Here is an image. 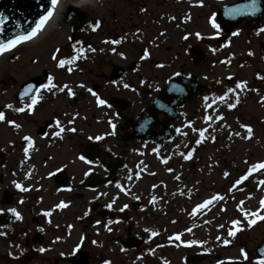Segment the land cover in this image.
Wrapping results in <instances>:
<instances>
[{
    "label": "rangeland",
    "instance_id": "obj_1",
    "mask_svg": "<svg viewBox=\"0 0 264 264\" xmlns=\"http://www.w3.org/2000/svg\"><path fill=\"white\" fill-rule=\"evenodd\" d=\"M80 1L66 0L55 26L35 40V43L14 52L20 57L12 60L13 55H8L1 59L0 104L13 103L9 93L16 87L19 89V83L24 82L27 77L52 70L78 71L77 77L72 76L71 79L78 78L77 82L86 84V91L82 94L89 103L94 102L99 108L97 115L91 114L94 118L98 117L96 119H104V114L108 115V119H113L115 115L109 111L111 107L107 104L100 106L97 103V96L90 97L88 89L93 90V83L104 87L102 95L107 93L113 97L123 96L134 105L139 95H145L144 90L151 82L158 86L163 76L179 71L197 73L210 88L206 93L205 107L202 108L203 119L197 121L188 135H181L175 143L162 151L151 150L143 158L134 159L132 156L133 161H142V166L139 169L131 168L123 174L124 178L129 174L135 185L128 186L125 192L118 190V194L123 198L132 187L135 194L146 192V217L138 215L137 225L138 216L131 214L132 219L128 221L131 223V232L128 233V224L121 225L123 230L118 233L115 231L103 250L96 251L91 247L88 241L94 237L87 235L88 243L84 246L87 250L84 251L89 254V264H183L187 255L198 253L202 254L198 264H223L231 260L257 264L253 249L263 240L264 221L258 220L255 225H249L242 215L241 205L244 211H260L259 201L264 200V185L260 183L264 181V170L249 176L242 184L238 182L247 175L246 171L250 166L264 162V79L252 76L248 69L243 71L238 62L234 61L230 64V74L236 72L237 68L240 73L233 77L232 83H228L225 77L228 75L227 69L214 66L215 62L221 63L222 50L216 44L217 34L209 23L213 15L209 7L216 10L222 0H208L205 9H198L200 17L204 13L203 20H199L191 28L190 33L204 34V43L216 49H211L210 58L197 69L185 63L187 59L184 49L190 45L184 43V48L180 46L184 36L182 31L173 32L166 40L158 36L166 27L175 26L169 21V14L177 15L172 7L176 3L171 0H91L88 5L80 8L87 13L88 21L80 24L78 33H74L72 24L76 21L65 23L64 16L69 6H76ZM202 3L205 4L206 1L203 0ZM153 11L154 15L150 14ZM96 25L99 27L93 31ZM74 34L77 38L72 42L70 38ZM112 41L119 43H110ZM81 48L85 53L81 58L65 68L59 67V60L71 59ZM146 51L154 54L148 53L138 60L142 67L123 80V87L110 84L107 78L114 65L124 66L130 62L129 57L134 52L138 59ZM53 78L52 81L55 82L56 76ZM131 79L135 81L134 88L130 87ZM168 81L169 78L162 87H166ZM238 83H243L246 87L237 89ZM67 84L60 83L59 87ZM125 84L129 87L125 88ZM12 85L16 87L13 88ZM229 89L234 91L230 92ZM101 94L99 98L102 97ZM51 95L54 102H63L67 108L71 107L76 97L74 94L67 99L65 95H59L60 98L57 99L59 96L54 93ZM221 96L227 99L221 101ZM76 103L81 105L78 101ZM230 104H236V107L231 108ZM127 113L131 114L132 109ZM247 127L253 129L251 138L247 135ZM1 131L3 136L2 128ZM201 131L205 132L203 138L199 135ZM189 154L191 159L186 158ZM135 172L138 173L137 179L134 178ZM216 195L223 196L224 199L199 214H193L199 204ZM210 214L214 215V223L209 220ZM191 219H194V222L191 221L193 225L206 223L203 225L205 232L199 239L192 240L187 224ZM235 220L241 221L239 227L242 231L233 237L228 233L233 230ZM142 222L145 223L144 227H141ZM90 229L91 226H88L82 230L86 233L83 232L81 236L86 238ZM152 233L156 235L153 236ZM78 235L77 232V236L71 235L68 240L62 241L58 249H48L49 251L40 255L35 253L33 257H27L28 260L23 264H71L65 256L78 246L82 247ZM176 236L181 239L176 240ZM131 237L140 238L141 245L132 249L121 245L122 241L126 242ZM225 240L229 242L227 245L224 244ZM242 250L248 254L247 261L241 255ZM4 253L0 247V264H17L15 261H8ZM60 253L65 256L59 257ZM75 259H78V255Z\"/></svg>",
    "mask_w": 264,
    "mask_h": 264
},
{
    "label": "flooded vegetation",
    "instance_id": "obj_2",
    "mask_svg": "<svg viewBox=\"0 0 264 264\" xmlns=\"http://www.w3.org/2000/svg\"><path fill=\"white\" fill-rule=\"evenodd\" d=\"M205 1L204 4L203 0H171L176 3L172 7L177 15L169 14L173 16H170L169 21L175 26L166 27L158 35L166 40L173 32L182 31L184 36L180 41V46L184 48V43L190 45L184 49V56L186 55L187 59L185 63L192 65L194 69L200 68L210 58L212 49L204 43L206 41L204 34H200L203 37L200 38L190 33L191 28L195 27L199 20H203L204 13L200 17L198 9L206 8L208 0ZM252 2L253 0H222L216 10H212V6L209 7L212 16L216 18L220 10L224 8L230 10V7L238 5H240L241 13L245 14L235 29L232 26L241 13L233 20L230 19V14L226 15L230 30L224 32L221 26L220 34L216 36V44L222 50V64L215 62L214 66L218 68L223 66L227 69L228 75L225 77L228 83H232L233 77L240 73L237 68L236 72L230 74L232 68L230 64L234 61L238 62L239 68L243 71L245 69L251 71L252 76L264 77V33L260 32V29L264 28V0H257L255 14H253ZM150 14L154 15V11ZM217 23L221 25L220 22L217 21ZM186 36L187 40L184 39ZM75 37H73L74 42ZM148 53L154 54L146 51L136 59L134 52L133 56L129 57L131 59L128 64L114 65L107 78L110 84L123 87V80L135 74L142 67L138 60ZM51 63H53V58ZM76 72L78 71L52 70L44 71L42 75L27 77L24 82L19 83V89L14 85L11 86L16 87L9 93L14 102L0 104V112L6 116V120L0 122V233L3 234L0 235V247L5 251L4 254L8 261H15L14 263L17 264L26 263L27 257H33L35 253L42 254L38 251L40 248H45L46 251L58 249L62 241L68 240L71 235L72 237L77 236L78 232L79 243L82 241V247L78 246L80 250L70 251L66 256L60 253L59 257L65 256L71 264H82L83 259H87V264H89V254L84 251L86 243L89 242V245L96 251L103 250L115 231L118 233L121 229L123 230V227L120 228L121 225L128 224V233L131 232V223L128 222L132 219L131 214L146 217V192L140 191L135 194L132 187V190L126 192L121 198L118 194L120 189L116 187L119 184L126 190L128 186L135 185V182L129 179V174L126 178L123 176L131 168L139 169L142 166V161H133L132 158L146 157L145 155L151 150L162 151L163 148L175 143L181 135H188L197 121L203 119L202 108L205 107L206 93L210 91V88L202 82V78L197 73L179 71L163 76L158 86L151 82L144 90L147 97L139 95L136 105L131 104L123 96L113 97L107 93L102 95L104 87L93 83L95 85H91L93 86L92 91L97 97L102 95L101 99L106 101L108 107H111L109 111L115 115L113 119H108L107 114H104V119H96L98 117L94 118L91 114L97 115L99 108L94 102L89 103L87 97L82 94L86 91V84L82 81L77 82L78 78L77 80L71 79L72 76L77 77ZM54 75L56 78L53 83L56 88L51 91L42 90L49 78L54 79ZM172 77L177 80L192 78L196 91L190 92L194 91L193 87L184 86L191 95L183 96L182 99L176 100L177 102L169 99L171 106L169 105L168 111L165 112L158 109L159 107L155 108L154 103L168 86L162 87L165 80L167 78L170 80ZM30 81H35L38 85L37 88L32 87L34 91H42H40V102L29 111L27 108L31 103V96H20V94L23 85ZM134 82L129 81L131 88H134ZM60 83L68 84L59 87ZM68 89L76 95L71 107H64L63 102H54L51 95L53 93L56 96H66L70 99L71 95L67 94ZM89 94L90 97L93 96L92 93ZM59 98L60 96L57 97ZM77 101L81 105H78ZM8 105L12 107L9 108ZM18 108H25L26 111L21 113L16 110ZM130 109L132 113L128 114L127 111ZM11 110L14 111L11 112ZM12 121L19 127H14L10 123ZM57 121L60 127L65 129L61 136L56 135L59 131ZM109 121L117 125L114 134ZM1 128L4 131L3 136ZM71 128H75L76 131L74 133L69 131ZM25 137L31 138L33 142L31 148L28 147ZM89 137L92 139L90 140ZM96 137H104V139L97 141ZM82 155L92 161L91 166L79 159ZM86 172H90L91 175H85ZM52 173L55 175H51ZM137 174L135 172V179H137ZM17 183L31 190L20 192L15 187ZM66 189H71V191H66ZM102 191L105 193L103 194ZM20 201L23 203L21 204ZM61 201L67 203L69 207L63 210L57 208L56 206ZM110 203L113 204L111 209L107 207ZM124 205L128 207L121 212L120 208ZM11 208L17 209L23 219L16 220L9 211ZM45 211L52 212V216L45 217L43 215ZM116 220L121 222L108 224L109 221ZM88 226H91V229L85 238L81 236L83 232L86 233L82 230L87 229ZM109 226L111 231H108ZM144 226L145 223L142 222L141 227ZM41 228L43 231L39 230ZM87 235L94 238L88 241ZM48 241L50 243H47ZM141 242L140 238L131 237L126 242L122 241L121 245L126 248L133 245L136 248L141 245ZM77 255L78 259H75Z\"/></svg>",
    "mask_w": 264,
    "mask_h": 264
},
{
    "label": "snow or ice",
    "instance_id": "obj_3",
    "mask_svg": "<svg viewBox=\"0 0 264 264\" xmlns=\"http://www.w3.org/2000/svg\"><path fill=\"white\" fill-rule=\"evenodd\" d=\"M58 4H59V0H52V6H53V9H55V8L58 6ZM201 6H202V5H201ZM252 7H253V14H255V9H256V7H257V0H253V2H252ZM53 15H54L53 11H48V12H47V15L43 16V17L39 20V22L36 24V27H35V28H34V29H33L28 35L18 36L16 39L11 40V41H10L9 43H7V44H0V55H3L5 52H7V51H9V50H11V49H13V48H15L17 45H19V44H21V43H24V42H27V41H31L34 37L37 36V34H38L39 32H41V31L44 29L45 25L49 22V20L53 17ZM3 20H4V18H3V17H0V23H3ZM209 23H210L211 28L215 30V32H216V34H217V36H218V35L220 34V31H221V25H220L219 23H217V18H216L215 16H212V17L210 18V20H209ZM96 27H99V25L94 26L93 31L96 30ZM260 32L264 33V28L260 29ZM197 36L200 37V38H203V37L200 36L199 33H197ZM210 38H215V37H210ZM184 39L187 40L188 37L186 36V37H184ZM110 43H119V41H112V42H110ZM212 51H216V49H212ZM84 54H85V53H84V49H82V48H81V49H78V50L76 51V56L72 57L71 59H69V60H59V67H61V68H65L66 65H70V64L75 63V62H76L79 58H81ZM250 55H251V53H250ZM55 58H56V57H54V59H55ZM159 67H164V66H163V65H159ZM177 75H179V73H177ZM259 78H260V79H264V77H259ZM81 87H84V85H81ZM124 87H125V88H128L129 85L125 84ZM245 87H246V85L243 84V83H238V84H236V88H237V89H244ZM55 88H56V85L53 83L52 79L49 78L48 83H47L46 85H44V89H42V90H48V91H51L52 89H55ZM65 88H67V86H65ZM42 90L34 91V89H33L32 87H29L28 89L25 90L24 95H25L26 97L31 96V103L28 105L27 110L30 111V110L34 109L35 106L40 102V100H41L40 91H42ZM88 91L91 92L93 96H96V93L93 92L92 89H88ZM229 91L232 92V91H234V90H233V89H229ZM67 94H68V95H74V93H73L70 89H68ZM205 99H207V98H205ZM219 99H220L221 101H223V100H226L227 97H225V96H221ZM97 103H98L100 106H106V101L103 100V99H101V98H99V97H97ZM237 103H238V100H237ZM8 107L11 108L12 106H11V105H8ZM161 107H163V105H161ZM209 107H211V105H209ZM229 107H231V108H235V107H236V104H230ZM16 110L19 111V112H21V113H23V112L26 111L25 108H18V109H16ZM209 119H211V117H209ZM221 119H223V117H221ZM5 120H6V116H5V114H4L3 112H0V122H3V121H5ZM10 123H12V125H13L14 127H19V125H16L14 121H12V122H10ZM109 123L111 124L112 132H113V134H114V133H115V130H116V128H117V125H116L115 123H113L112 121H109ZM57 127L59 128V131L56 133V135H57V136H61V134L65 131V129H64L63 127H60V123H59V121H57ZM69 131H71V132L74 133V132L76 131V129H75V128H71V129H69ZM246 132H247L248 137L251 138V137H252V134H253V129L250 128V127H247V128H246ZM199 135H200V137L203 138L204 135H205V132H204V131H201V132L199 133ZM24 139L28 142V147L31 148V147L33 146V142H32V140H31V138H30V137H25ZM89 139L91 140L92 137H89ZM95 139H96L97 141H100V140H103L104 137H96ZM25 152H26V154H27V149L25 150ZM186 158L191 159V155L189 154ZM79 159H80L83 163H85V164H88V165H90V166L92 165V161L87 160V159L85 158V156H83V155L80 156ZM165 163H166V161H165ZM259 170H264V162H260V163H256V164H254V165L251 167V169H249V171H248V175L242 177V179L238 182V184H242V183H244V181H246V180L249 178V176L253 175L254 173H256V172L259 171ZM51 175H55V173H52ZM85 175H91V173H90V172H86ZM131 178H132V177L129 176V179H131ZM177 179H179V177H177ZM260 183H261V185H264V181H260ZM15 187H16L20 192H28V191L31 190V189H29V188H27V187H25L24 185H21V184H19V183H17V184L15 185ZM116 187H117L118 189H120L122 192H125V191H126V190L123 188L122 185L117 184ZM66 191H71V189H66ZM134 199H135V197H134ZM223 199H224V197H223V196H220V195H216V196H214V197H212V198H209V199L205 200L203 203L199 204V205L194 209L193 214H194V215L199 214V213H201L203 210L208 209V208H209L211 205H213L215 202H217V201H222ZM20 203L22 204L23 201H20ZM113 203H115V201H113ZM153 203H155V198H153ZM56 207L59 208V209H61V210H63V209H66L67 207H69V205H68L67 203L61 201ZM107 207H108L109 209H111V208L113 207V204L110 203V204L107 205ZM127 207H128L127 205H124L123 207L120 208V211H121V212L125 211V209H127ZM259 208H260V211H259V212H256V211L248 212V211H244V210H243V205H241V212H242V215L247 219V223H248L249 225H255V224L257 223L258 220H259V221H264V200L259 201ZM9 211L11 212V214H12L13 216H15L16 220L20 221V220L23 219V217H22L21 214L17 211V209H15V208H11V209H9ZM43 215H44L45 217H51V216H52V212H50V211H45V212L43 213ZM50 222H51V221L49 220V223H50ZM120 222H121V221H119V220H116V221H109L108 224H109V225H111L112 223H117V224H118V223H120ZM97 224H99V222H97ZM240 224H241V221H240V220H235V221L233 222V230H230L228 234H229L230 236H233V237L236 236L238 232L242 231V229L239 227ZM39 230H40V231H43L42 228L39 229ZM111 230H112V229H111V227L109 226V227H108V231H111ZM146 231H147V230H146ZM0 235H3V234L0 233ZM152 235L155 236L156 233H152ZM175 239H176V240H180L181 237H180V236H176ZM93 243H96V241H93ZM228 243H229V242H228L227 240L224 241V244H225V245H227ZM79 250H80L79 247H77V248L75 249L76 252H78ZM38 251L41 252V253H43V252L46 251V249H45V248H40ZM241 255L243 256L244 260H246V261L248 260V258H249V257H248V254H247L246 252H244L243 250H242V252H241ZM262 255H264V254H262ZM257 264H264V259H260V260H258V261H257Z\"/></svg>",
    "mask_w": 264,
    "mask_h": 264
},
{
    "label": "water",
    "instance_id": "obj_4",
    "mask_svg": "<svg viewBox=\"0 0 264 264\" xmlns=\"http://www.w3.org/2000/svg\"><path fill=\"white\" fill-rule=\"evenodd\" d=\"M56 9L57 8L53 9L52 0H0V17L4 18L3 23H0V44H7L11 40L16 39L18 36L28 35L36 27V24L39 22V20L43 16L47 15L48 11H53V13H55ZM240 13V6L230 7V10H223L218 19L223 23V28L225 31L230 30L229 25L227 24L229 22H226L225 16L230 14V19L233 20L237 16H239ZM244 16L245 14L244 12H242L232 28H235V26L237 27V24L241 22L240 20H242ZM65 18L66 22H71L74 19H79L82 22H85L87 20L85 13L72 6L69 7ZM3 55H0V57ZM192 80V78H190L189 80L182 78H180L178 81H176L175 79L170 80L168 89L161 93V97H159L154 104L155 108L159 107L158 109L167 112L169 107L171 106V101H169V99H174V101H176L182 99L183 96H190L191 94H189L184 86L189 85L193 87L194 91L190 92H195V82ZM32 83L34 82L28 83L29 86L35 87ZM26 87L27 85L23 87V90H25ZM23 95L24 94H22V96ZM168 101L169 103H167ZM161 105L164 106L161 107ZM255 253L258 260L264 259V255H262L264 254V238L263 241L257 246V248H255ZM200 257V254L195 256H188L185 260V264H197ZM84 264H86V260H84ZM226 264L244 263L231 261L227 262Z\"/></svg>",
    "mask_w": 264,
    "mask_h": 264
},
{
    "label": "bare ground",
    "instance_id": "obj_5",
    "mask_svg": "<svg viewBox=\"0 0 264 264\" xmlns=\"http://www.w3.org/2000/svg\"><path fill=\"white\" fill-rule=\"evenodd\" d=\"M66 0H60L59 1V4H58V6L56 7L57 8V10H56V13H55V15L53 16V18L48 22V24L46 25V27H45V29H44V31H42L41 33H39V35L36 37L37 39H39V38H41L42 36H44L48 31H49V29L50 28H53L54 26H55V24H56V21L58 20L57 18L59 17V15H60V13L62 12V10H63V6H64V2H65ZM91 2V0H81L80 1V3L79 4H77L76 5V7H79V8H83V7H85L86 5H88L89 3ZM35 38V39H36ZM36 39V40H37ZM33 43H35V41L34 42H31V43H29V44H27V45H24V46H28V45H31V44H33ZM18 49V48H17ZM5 55L6 54H4L3 56H1L0 57V61H1V59H3V57H5ZM210 218H209V220H211V222L212 223H214V215L213 214H210V216H209ZM191 221L192 222H194V219H191V220H188V222H187V224H188V226L190 227V231H191V237H192V240H194V239H199V238H201V236H202V233H204L205 231V229L206 228H204V226L203 225H205V224H198V223H195L194 225L191 223ZM211 223V224H212Z\"/></svg>",
    "mask_w": 264,
    "mask_h": 264
}]
</instances>
